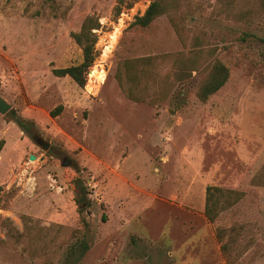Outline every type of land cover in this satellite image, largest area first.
<instances>
[{
  "label": "rangeland",
  "instance_id": "1",
  "mask_svg": "<svg viewBox=\"0 0 264 264\" xmlns=\"http://www.w3.org/2000/svg\"><path fill=\"white\" fill-rule=\"evenodd\" d=\"M151 2L123 0L116 16L119 0H0V95L12 106L0 114V264H264V12L257 0H180L134 26ZM89 15L99 57L80 87L54 70L83 61L71 34ZM195 52L197 65L212 53L230 70L207 102L203 70L175 78ZM147 57L146 69L128 65ZM208 186L244 197L209 222ZM232 226L229 261L216 230Z\"/></svg>",
  "mask_w": 264,
  "mask_h": 264
},
{
  "label": "trees",
  "instance_id": "2",
  "mask_svg": "<svg viewBox=\"0 0 264 264\" xmlns=\"http://www.w3.org/2000/svg\"><path fill=\"white\" fill-rule=\"evenodd\" d=\"M260 8L264 12V0H257ZM120 4H118L115 8L116 16H119L123 11V0H119ZM180 4V0H152L150 6L147 8L146 12L143 15H139L135 18L134 26H139L142 28H148L155 20L160 18L165 14H170L173 8L178 7ZM134 3H130L126 6V8H132ZM247 14L242 13L241 16L245 17ZM101 28L100 19L96 16L89 15L85 18L81 29L78 32H74L71 34L73 40L76 44L81 48L83 61L78 65H72L70 67L55 69L54 74L58 77H66L69 76L75 83H77L80 87H85L87 84V76L89 74L90 68L94 65L95 61L99 57V51L96 48L98 42V34L96 30ZM199 47V45L195 46ZM196 49V48H195ZM195 51V50H194ZM198 52H195V55L189 58L191 63L196 65L195 67L188 68L186 63L181 61L174 63L175 68V78L176 80H182L185 77H191L192 71H202L203 70V78L198 84L197 96L201 102H207L209 98L221 90L229 80L230 70L225 63H223L220 59L215 58L211 53L212 58L207 63L206 67L197 65L195 59H197ZM156 58V57H155ZM157 59V58H156ZM154 59L152 57L143 58L140 60H135L128 62V65L135 62L136 64H141L144 68L145 65H154ZM141 62V63H140ZM127 65V66H128ZM130 65V66H131ZM129 66V67H130ZM146 69V68H145ZM129 72L130 80L132 82L141 83L140 78L145 77L147 72H144L142 69L139 70L135 75ZM134 75V76H133ZM134 79V80H133ZM155 84L146 83L143 86V91H147L152 89ZM130 96L135 100H139V96L133 90L130 91ZM62 107L60 106L55 111L52 112V116H57L61 111ZM5 145L4 140H0V152L2 151ZM206 203H205V216L209 222H215L222 212L232 208L236 205L243 197L244 193L238 190L227 189L220 186H208L206 190ZM84 205H89V202L84 198ZM17 233V238L19 235L23 234L14 226L8 227V235ZM241 228L238 226H232L230 228H217L216 237L217 240L221 243V251L227 260L230 261L231 251L238 243L240 238ZM15 235V234H14ZM87 244L83 245V250H88Z\"/></svg>",
  "mask_w": 264,
  "mask_h": 264
},
{
  "label": "water",
  "instance_id": "3",
  "mask_svg": "<svg viewBox=\"0 0 264 264\" xmlns=\"http://www.w3.org/2000/svg\"><path fill=\"white\" fill-rule=\"evenodd\" d=\"M12 106L9 104L1 95H0V114H6L11 110ZM45 149L49 148V144L41 142ZM31 160H35V157L32 156Z\"/></svg>",
  "mask_w": 264,
  "mask_h": 264
},
{
  "label": "bare ground",
  "instance_id": "4",
  "mask_svg": "<svg viewBox=\"0 0 264 264\" xmlns=\"http://www.w3.org/2000/svg\"><path fill=\"white\" fill-rule=\"evenodd\" d=\"M115 41H116V39H115ZM113 43H114V41H113ZM112 47H111V49H109V53H111L112 51ZM109 55V54H108ZM108 55H106L107 57H108ZM106 58V57H105ZM103 75H102V71H100L97 75H96V77H97V79L99 80V82L100 81H102L103 80V77H102Z\"/></svg>",
  "mask_w": 264,
  "mask_h": 264
}]
</instances>
